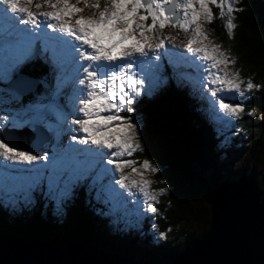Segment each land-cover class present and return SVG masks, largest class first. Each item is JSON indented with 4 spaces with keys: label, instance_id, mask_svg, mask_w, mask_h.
<instances>
[{
    "label": "snow or ice",
    "instance_id": "1",
    "mask_svg": "<svg viewBox=\"0 0 264 264\" xmlns=\"http://www.w3.org/2000/svg\"><path fill=\"white\" fill-rule=\"evenodd\" d=\"M237 3L238 0H0V19L7 26L9 38L6 45L16 50L7 73L10 75L31 59L39 43V51L56 81L52 96L57 98L64 89H72L71 124L76 127L69 131L83 134L67 146L54 145L51 156L16 150L0 137V158L10 165L27 166L9 170L6 165V187L31 192L46 182L43 195L60 210L76 198L80 188L89 194L96 191L97 202L119 198L115 184L129 195L137 189L144 198V210L155 213L153 202L158 203L157 197L166 190L149 191L152 182L145 179L144 173L156 174L159 169L147 159L139 168L136 161L126 159L143 151L141 119L131 115L134 105L138 98L152 95L163 83L162 66L157 61L162 56L179 55L167 50L170 44L204 62L214 113L216 105L219 108L216 118H230L224 120L226 124L240 120L245 101L250 99L247 94L259 91L260 85L241 78L235 69L236 60L210 39L205 28L214 20V6L220 10L221 18L227 15L225 27L232 38L236 28L233 14L240 11L235 7ZM85 10L88 15H84ZM166 28L185 34L187 42L178 43L176 36L162 35ZM17 86L26 87L24 78L18 80ZM236 97L243 99L229 102ZM247 115L253 116L254 111ZM105 163L112 168L105 167ZM125 169L131 172L126 174ZM105 178L108 185L103 184ZM160 238H164L163 233Z\"/></svg>",
    "mask_w": 264,
    "mask_h": 264
},
{
    "label": "trees",
    "instance_id": "2",
    "mask_svg": "<svg viewBox=\"0 0 264 264\" xmlns=\"http://www.w3.org/2000/svg\"><path fill=\"white\" fill-rule=\"evenodd\" d=\"M238 2L240 3L239 0ZM238 6L240 11L234 16L236 28L232 38L227 34L225 18L220 17V10L214 6V20L208 26L219 45L236 60L235 69L239 71L241 78L251 79L260 85L259 91L247 94L250 99L245 101V106L248 110L264 111V0H241ZM36 76L33 73L32 77ZM166 77L168 81L156 97L143 95L138 100L137 115L142 120L141 139L145 145L143 158L163 168L156 173L154 185L156 190L163 188L168 194L161 199V208L159 207L164 218L158 217L156 223L162 233L167 232V238L152 244L155 241L153 220L144 224L145 234H138L139 230L131 219L123 222V233L110 232L106 228L110 221L103 220L94 213V209H100L99 205H86L88 191L85 188L78 193L74 207H70L66 215L58 219L52 213L48 214L45 221L41 220L34 213L37 211L35 207L25 206L24 201H20L22 210L13 213L12 217H9V210L0 207V234L20 240L41 239L64 247L86 239L90 246L100 251L131 257L136 262L153 263H162L200 240L209 230L212 219L211 208L205 197L207 188L240 178L226 167L216 170L217 166L213 165V161H216L221 166V160L227 153V147L220 148L221 142H231V132L214 129L206 119L203 101L193 91L185 88L178 81V76H173L169 70ZM44 92L41 83L34 96ZM247 111L243 115V122L239 123L249 129L252 136H256L253 140L254 148H263L264 122L258 118L248 119L245 116ZM234 145L235 140L229 144L230 147ZM210 151L213 156H209ZM228 156L232 154L229 153ZM255 158L264 162L262 158ZM239 160L238 156L235 161ZM185 165L187 170L183 167ZM258 180L260 188L264 190V179ZM33 197L36 201H44V195L40 192ZM76 205L84 209L82 213L78 212ZM197 220L202 222L195 225V231L187 234L177 232V225ZM120 226L118 224V230H121Z\"/></svg>",
    "mask_w": 264,
    "mask_h": 264
},
{
    "label": "rangeland",
    "instance_id": "3",
    "mask_svg": "<svg viewBox=\"0 0 264 264\" xmlns=\"http://www.w3.org/2000/svg\"><path fill=\"white\" fill-rule=\"evenodd\" d=\"M241 3V0H239ZM72 3H75V0H71ZM238 2L235 7L239 8L238 5H240ZM80 7H83V5H79ZM34 12H37L35 8L32 9ZM50 10V9H46ZM237 12H235L233 15L235 16ZM84 15H88V11L85 10ZM225 20L227 23L228 17L225 15ZM150 22V21H149ZM6 25L4 24V21L0 19V32H2V38L0 41V82L3 84L0 85V132H4L9 129L11 130H29L31 132L40 131L42 134L40 135L39 140L46 139L45 143L43 144L42 150L39 152L44 155L51 156L53 153V146L54 145H60V146H67L70 142H72L73 138L79 139L83 136L82 133L79 135L76 132H70L69 129H73L76 126L71 124V120L73 119V98H72V89L66 88L64 89L61 94L57 98H53L52 92L50 91V87L46 85L45 81H42V86L45 89V92L43 94H40L41 98H30L25 99L26 97H21L17 93H14L8 89L10 85H14L16 82L14 80V75L16 74L18 78H24L20 73L23 65V63L19 66V68L15 69L11 72L9 75L7 73V69L9 66V61L16 55V50L8 48L6 45V40L9 38L6 36ZM24 27V26H20ZM206 32L209 35L210 39H212L216 44H219L217 42L216 36L213 32L210 31L209 26L206 25ZM162 35L168 36H176L177 42L183 41L184 43L187 42V39L185 38V34L177 32V30L166 28L163 30ZM39 45V44H37ZM170 53H178L179 55H173V56H162V59L160 61H157V63H160L162 66V70L160 73V76L163 80V83L159 86V88L152 94L148 96L156 97L159 92L162 90L163 85L165 82L168 81V78L166 77L168 75V70L173 76H178V81L187 89L193 91L195 95L202 99L207 104V112H209L208 121L213 125V128L218 130L219 128L223 127L229 132H231V142L235 140L236 145L233 147H230L229 144L230 141H222L221 146L224 149V147H227V153L225 152V156L221 160V166L217 164L216 161H213V165L217 168L216 170H221V167H226L229 169L236 177L237 176H247L251 177L254 176L256 178H263L264 179V162H261L255 158V156L262 158L264 161V147H260L258 149L254 148L253 140L255 139V135L252 136V133L249 132V129H245L242 126L243 122V115L248 110L247 106H245V111L242 114V118L238 121H232V124L235 125V127L232 126V124H226L224 123V120L230 119L227 117H222V119H217L215 113L219 112L218 105H216L215 113L212 107L213 104V98L210 95V89L211 86L207 83V72L203 70L204 62L200 61L199 59L195 57L189 56L188 53L183 52V50L180 47L173 48L170 44L167 48ZM7 57L8 59H6ZM38 57L40 60H44L43 55L39 51V47L37 46V52L35 53V57ZM182 57H188L187 60L182 59ZM45 61V60H44ZM195 61V63H193ZM48 64V63H47ZM237 64V63H236ZM235 64V66H236ZM196 65H200L201 67L198 68ZM20 69V71H19ZM168 69V70H167ZM48 70L51 73L50 66L48 64ZM135 72V69H133ZM25 81H27L26 77L24 78ZM254 83V82H253ZM255 84V83H254ZM79 87V85H77ZM55 88V86H54ZM54 88L52 90H54ZM50 91V92H49ZM256 92V91H255ZM156 93V94H155ZM220 95H223L221 93ZM143 96V95H142ZM138 98L140 100L142 98ZM243 99L241 97H236L235 100H230L229 102L232 103H239L240 100ZM138 104V103H137ZM137 104L134 105V112L131 114L133 117H138V109ZM78 108V104L75 106ZM249 111H254L253 116H248L247 113ZM245 116H248V119L252 118H258L261 122H264V111L262 110H248ZM76 114H79L78 112ZM123 114V113H122ZM142 122V120H141ZM229 125L228 129L227 126ZM261 129V127H260ZM259 130V129H258ZM234 139V140H233ZM141 144L143 147L142 152H136L133 154L132 157H127L126 159H131L136 161V167L139 168L142 162L145 160L143 158L144 156V143L141 139ZM75 147H86L83 145H75ZM221 148V149H222ZM252 149L254 150V153H251ZM230 151V152H229ZM231 153L232 156H228V154ZM29 154H37V153H31ZM209 156H213V152H209ZM240 157L239 162L235 161L237 160V157ZM257 160V161H256ZM151 165L156 166L154 163H152L150 160H148ZM235 163H234V162ZM216 164V165H215ZM7 165V168L10 170L12 168H22L27 166H21V165H10L7 164V162L3 161L2 158H0V207L5 208L6 210H9L12 217L16 212H20L22 210L20 201H24L25 206L32 205L35 207L37 211H35V214H38L41 220L46 219L48 217V214L53 213L58 218H61L63 215L65 216L67 213V210L70 207H74L76 204V198L74 200H71L68 202L65 206H63L60 210H57L54 203L47 200V198L44 196V201H36L34 194L37 192H40L43 194V191H46V182L44 185H42L40 188L34 189L33 191L29 192L26 191L23 188H17L14 190V186L8 185L6 187V181L4 179L5 174V166ZM105 167L112 168L111 165H107L105 163ZM157 167V166H156ZM165 167V166H164ZM184 167V166H183ZM158 173L160 170H163V168H159ZM225 170V168H224ZM131 169H125V173H130ZM114 173V169H113ZM223 173V172H222ZM224 174V173H223ZM157 175L152 174L150 172L144 173V177L147 180H150L152 183L150 185L149 191L159 193V189H155V180ZM118 178V177H117ZM136 179H139V177H133ZM91 184V181L88 182ZM109 181L107 178L103 180L104 185H108ZM113 187L116 189L117 192L121 194V197L116 199H109L108 202H97L96 199V191H92L90 194L87 192V201L86 205L91 206L93 204H96V206L100 209H94V213L99 215L101 219L108 220L106 228L110 230L112 233H123L122 227H125L123 222L125 220L129 221V219L132 220L134 223V226L138 228V234H145V227L144 224L147 223L149 220H153L154 224V239L155 241L152 242V244H157V242H160V234L162 233L158 227H157V219L158 217H163L164 214H162L161 209V199L168 194V191H165L163 195H159L157 197L158 203L153 202V206L157 209L155 213L146 212L144 210V198L143 196L138 192L137 189H133V195H129L128 192H125L124 189H121L119 185H113ZM84 188H80L78 193ZM43 190V191H42ZM207 194V190H206ZM206 197V195H205ZM20 199V200H19ZM46 201V202H45ZM207 202V201H206ZM23 203V202H22ZM76 209H78V212H81L84 210L80 206L76 205ZM83 209V210H82ZM84 213V212H83ZM117 218L118 221H117ZM164 218V217H163ZM201 218V217H200ZM202 220H197L193 223H181L176 229L177 232H183L184 234H187L188 232L195 231L197 227L195 225L200 224ZM118 224L121 225L119 228L121 230H118ZM173 227V226H171ZM173 229V228H171ZM164 238H167V232H163Z\"/></svg>",
    "mask_w": 264,
    "mask_h": 264
},
{
    "label": "water",
    "instance_id": "4",
    "mask_svg": "<svg viewBox=\"0 0 264 264\" xmlns=\"http://www.w3.org/2000/svg\"><path fill=\"white\" fill-rule=\"evenodd\" d=\"M37 88L8 87L21 97L32 96ZM41 134L8 129L0 137L16 150L38 153L46 141L39 140ZM184 168L187 170L186 165ZM206 201L212 216L209 230L191 247L162 263L136 262L100 251L86 239L64 247L0 234V264H264V190L258 178L243 176L211 185Z\"/></svg>",
    "mask_w": 264,
    "mask_h": 264
},
{
    "label": "bare ground",
    "instance_id": "5",
    "mask_svg": "<svg viewBox=\"0 0 264 264\" xmlns=\"http://www.w3.org/2000/svg\"><path fill=\"white\" fill-rule=\"evenodd\" d=\"M35 59H39L38 57H36ZM24 77V76H23ZM25 78V77H24ZM25 84H26V87L25 88H27V89H29V88H32V87H38L39 88V86H40V81H38V80H34V79H32V81L30 82V81H26L25 82ZM14 85H17V82L14 84Z\"/></svg>",
    "mask_w": 264,
    "mask_h": 264
}]
</instances>
